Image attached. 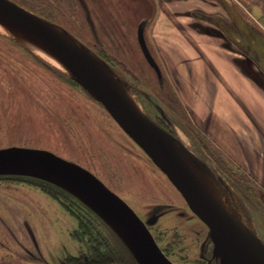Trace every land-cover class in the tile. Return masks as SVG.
Returning <instances> with one entry per match:
<instances>
[{"label": "rangeland", "instance_id": "374dc122", "mask_svg": "<svg viewBox=\"0 0 264 264\" xmlns=\"http://www.w3.org/2000/svg\"><path fill=\"white\" fill-rule=\"evenodd\" d=\"M13 1L93 55L264 248V180L256 174L264 153V17H252L233 1V29L240 31L234 30L230 48L210 25L207 5L194 0ZM217 58L232 74L217 70ZM11 146L80 165L143 221L157 215L149 230L175 264H218L207 226L101 102L45 46L0 22V148ZM237 147H252L253 156L243 151L245 160L232 157ZM19 176L36 178L0 175V264L86 259L89 237L74 238L78 214L89 216L103 236L102 249L120 244L138 264L116 231L75 195L60 187L70 196L53 198Z\"/></svg>", "mask_w": 264, "mask_h": 264}, {"label": "water", "instance_id": "95a60500", "mask_svg": "<svg viewBox=\"0 0 264 264\" xmlns=\"http://www.w3.org/2000/svg\"><path fill=\"white\" fill-rule=\"evenodd\" d=\"M0 22L45 46L101 102L207 226L218 264H264L261 244L209 195L169 134L134 107L93 55L13 0H0ZM3 174L33 176L72 193L116 231L138 264H175L159 248L147 226L158 216L144 222L121 197L82 166L40 149L11 146L0 148V175Z\"/></svg>", "mask_w": 264, "mask_h": 264}, {"label": "trees", "instance_id": "16d2710c", "mask_svg": "<svg viewBox=\"0 0 264 264\" xmlns=\"http://www.w3.org/2000/svg\"><path fill=\"white\" fill-rule=\"evenodd\" d=\"M19 178L33 183L47 192V194L53 196V198H66V196L69 195L68 192L48 181L24 176H19ZM88 211L92 213L94 217H97L91 210L88 209ZM77 220L78 229L76 231L77 234L74 235V238H76L78 241H82V236L85 237L87 235L89 237V248L87 250L89 255H87L86 259L82 257L69 256L66 258V264H108L118 262L128 264V262L130 263L131 261L132 264H136L132 257H130L127 252L125 253L123 247L120 244H118L115 249H113L111 246L107 249L101 248L100 245L103 236L101 237L100 232L95 230V225L93 226V224L90 222L91 220L89 216L78 214Z\"/></svg>", "mask_w": 264, "mask_h": 264}, {"label": "crops", "instance_id": "0c3cea01", "mask_svg": "<svg viewBox=\"0 0 264 264\" xmlns=\"http://www.w3.org/2000/svg\"><path fill=\"white\" fill-rule=\"evenodd\" d=\"M178 1L181 2V1H188V0H178ZM233 1L235 4H238L241 8L245 9L247 11V13H249L252 17L256 16V19L259 17H264V0H194V2H196V3L201 2V3H203V5H207V8L202 6L204 8V9L203 8L202 9L204 10V12H207V14L209 16L213 17L214 21L210 22L211 23L210 25L214 29L219 30L220 32H221V30L218 29V27L215 24L216 21H219V22L222 21V23H220V24H222L221 26L223 28L222 27L221 28L224 30V32H227L226 26H228V28H227L228 30H232L231 28H229V25L232 24L233 13L231 10V5H232ZM160 5L161 4H159V6L157 5V7H156L157 14H162V10L164 9V7L160 6ZM165 8H166V6H165ZM197 9H199V7ZM200 20H202V18ZM202 21H204V20H202ZM220 32H219V34H221ZM218 59L219 58H217V60H216L217 70L218 69L220 70V68H223L224 70H229V74H232L231 68L229 67V69H228V67L226 65L220 63L219 62L220 60L218 61ZM218 63H220L222 65H218ZM223 74H224V76H227L226 71H224ZM229 77H232V76H229ZM229 77H226V78H229ZM230 137H231V135H230ZM229 140H230V142H232V137ZM249 143H252L251 145H253V146L255 145V142H253L252 140ZM248 148H247V150H244V148H243L242 151L239 150V147H237L236 149L231 148L230 154L232 157H234L236 159L239 158L240 160H245V155H244L243 151L249 152V154L253 156L252 147H250L249 149ZM240 149H241V147H240ZM235 154L238 155V157ZM261 160H262V162H261L262 164L256 170L257 171L256 174L260 175V173H262L263 174V180H264V153L261 156ZM245 164L247 165L249 163L246 162Z\"/></svg>", "mask_w": 264, "mask_h": 264}, {"label": "flooded vegetation", "instance_id": "af4514ba", "mask_svg": "<svg viewBox=\"0 0 264 264\" xmlns=\"http://www.w3.org/2000/svg\"><path fill=\"white\" fill-rule=\"evenodd\" d=\"M222 26L221 25H219L218 26V29H220L221 30V35L222 36H224V38L225 39H229L228 40V43H229V46H230V48H232L234 45L233 44H231L230 42H235V40H234V37L233 36H235V38H236V34L235 33H237V32H235V31H240V30H236L235 28L233 29V24H230L229 25V28H231L232 30H228L227 28H228V26L226 27V30H227V32H224V30L221 28ZM235 30V31H234ZM242 31H244V30H242ZM239 39H237L236 40V42H240V40L238 41ZM243 56H245V57H247V58H249V56H247V55H243ZM252 59H253V57H252ZM253 61V60H252ZM154 122H156L158 125H160L162 128H163V126L159 123V122H157V121H154ZM152 217V216H151ZM150 217V218H151ZM149 218V219H150ZM148 220V219H147ZM147 220L146 221H144V222H147ZM150 226L151 224H147V226ZM149 226H148V228H149ZM210 238V237H209ZM210 241H211V238H210ZM211 243H212V241H211ZM212 246H213V243H212ZM210 261V260H209ZM207 264H211V263H209L208 261H207Z\"/></svg>", "mask_w": 264, "mask_h": 264}, {"label": "bare ground", "instance_id": "6f19581e", "mask_svg": "<svg viewBox=\"0 0 264 264\" xmlns=\"http://www.w3.org/2000/svg\"><path fill=\"white\" fill-rule=\"evenodd\" d=\"M30 44H31V43H30ZM33 49H34V50H37V51L40 52L42 55L51 58V55H50L45 49L41 48V46L39 47V46L33 44ZM202 182H203L205 188L207 189V191L209 192V195H210L211 197L214 198V193L210 191V187H209V185H208L207 180H204V179H203Z\"/></svg>", "mask_w": 264, "mask_h": 264}]
</instances>
